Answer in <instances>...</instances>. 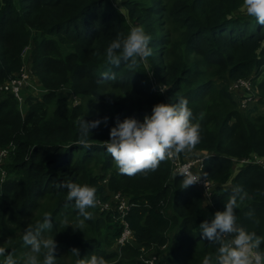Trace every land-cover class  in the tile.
I'll return each instance as SVG.
<instances>
[{"label":"trees","instance_id":"obj_1","mask_svg":"<svg viewBox=\"0 0 264 264\" xmlns=\"http://www.w3.org/2000/svg\"><path fill=\"white\" fill-rule=\"evenodd\" d=\"M241 4L118 0L116 8L110 0H0V85L22 63L35 79L22 91L21 109L0 92V246L18 264L27 247L24 230L42 222L44 213L52 217L43 235H55L56 264L92 255L108 264H143L150 255L154 264H202L218 245L202 238L199 225L224 211L236 186L249 194L235 210L238 226L264 238V26ZM133 26L151 37L152 55L134 69L108 64L110 42ZM238 80L248 81L250 90L237 89L235 96L228 88ZM32 89L40 94L33 97ZM180 98L200 125V142L179 158L202 157L198 174L211 183L208 198L196 185L182 189L168 160L146 176L120 174L103 144L117 120L142 122L154 105ZM83 117L108 118L91 130L87 145L77 142ZM65 182L95 187L98 203L109 209H88L92 219L81 226ZM116 194L127 204L122 217ZM124 225L130 241L115 252Z\"/></svg>","mask_w":264,"mask_h":264},{"label":"clouds","instance_id":"obj_2","mask_svg":"<svg viewBox=\"0 0 264 264\" xmlns=\"http://www.w3.org/2000/svg\"><path fill=\"white\" fill-rule=\"evenodd\" d=\"M241 8L246 16L264 26V0H242ZM150 41L151 37L142 26H133L126 37H118L110 42L106 49V62L116 67L124 62L128 68L134 69L139 63H146L152 55ZM187 105V99L180 98L174 104L154 105L151 115L145 116L142 122L134 118L117 120L110 129L109 140L103 144L118 172L128 177L137 174L146 176L156 171L161 162L192 152L200 142V125L191 122L192 112ZM107 119L86 121L84 117L81 118L78 121V144L87 145L91 130L102 122L107 123ZM206 175L203 174L204 179ZM174 176L181 177L182 189L202 179V175L184 169L174 173ZM61 187L67 189V201L74 202L79 217L83 218L79 220L80 225L92 219V212L88 209L97 206V189L73 182L62 183ZM248 198L249 194L241 186H236L224 204V211H217L210 222L205 220L199 225L202 238L218 245L215 257L206 255L202 264H264V251L260 250L264 238L237 224L235 210ZM246 216L259 223L254 219V212L249 211ZM51 229V214L44 213L42 222L38 221L34 227L30 225L24 230L22 241L29 251L24 253L22 264H56L57 244L53 236L43 235L45 230ZM71 253L79 257L77 249H72ZM40 256H43L42 261ZM0 257H4L3 264H18L14 254L3 246H0ZM76 264H108V261L92 255L88 260L77 259Z\"/></svg>","mask_w":264,"mask_h":264},{"label":"built area","instance_id":"obj_3","mask_svg":"<svg viewBox=\"0 0 264 264\" xmlns=\"http://www.w3.org/2000/svg\"><path fill=\"white\" fill-rule=\"evenodd\" d=\"M28 73L30 74L29 71L24 70L23 68L20 69L16 75L14 76L12 75L10 79H8L7 81H5L0 85V92L8 93L17 102H20L21 92L27 89V87H29L30 85L29 81H31L30 80L31 78L29 77ZM228 89L229 91H234L236 89H243L245 91H249L250 84L248 81L238 80L230 84ZM248 101L249 98L247 97L242 98L239 102V107L242 108L244 104ZM167 160L171 165V171L174 173L178 172L180 169H184L185 171H190L193 174H198L201 169L202 157L200 155L185 160H181L179 156L175 158H169ZM246 163H248L247 160L239 161L238 165H243ZM206 184L207 187H205V179L202 178L201 181L195 185L201 189V192L203 193L204 197L208 198L210 195L211 183L206 179ZM112 200L116 205L115 206L116 210L119 212L120 216L122 217L124 210H126L127 208L126 202L117 194L113 195ZM97 204L99 207H101V209L108 208V203H104V204L97 203ZM129 241H130V232L127 229V227L124 225L121 234L116 240V244L118 246H122L124 243H127ZM141 261L143 264H148V262H150V264H154L155 257L150 255L149 257H146V259L142 258Z\"/></svg>","mask_w":264,"mask_h":264},{"label":"rangeland","instance_id":"obj_4","mask_svg":"<svg viewBox=\"0 0 264 264\" xmlns=\"http://www.w3.org/2000/svg\"><path fill=\"white\" fill-rule=\"evenodd\" d=\"M111 1V3L117 8V6L115 5L116 3H118V0L115 2V0H110ZM119 8V7H118ZM25 52H26V50H23L22 51V53H21V57L23 58V61H25V57H24V54H25ZM24 69V70H27V71H29L30 72V70L28 69V67L26 66V64L25 63H22V66H21V68L20 69ZM18 73V72H17ZM17 73H14L13 74V76L14 75H16ZM29 74V73H28ZM29 77L31 78L30 80L31 81H29V84H30V82H33V84H34V77H33V75L31 74V72H30V74H29ZM230 86V85H229ZM234 92H236L234 95L236 96V95H238L239 94V90H235ZM28 93H30L33 97H37L39 94H40V91H37V89H32V91H30V92H28ZM26 94L27 93H24V92H21V98H20V100H22L25 96H26ZM19 104H18V109H21V103L20 102H18ZM4 154H0V158H2V156H3ZM237 165H238V163H236L235 164V167H237ZM97 208H98V210L99 211H106V210H108L109 209V207L107 208V209H101V207H99V206H97ZM62 223H65V224H69L70 226H72V227H74L76 224H75V222L74 221H67V220H63L62 219ZM53 236V239L54 240H56V238H55V235H52ZM52 236H46V237H52ZM116 248H120V246H118L116 243H115V245H114V247H112V249L115 251V252H117V249ZM27 251H29V248L28 247H25L24 248V251H23V253H25V252H27ZM23 256H24V254H21V253H19L18 254V257H19V259L21 260V261H23ZM148 257V256H147ZM118 259H120V254H118V256L116 257V260L117 261H119Z\"/></svg>","mask_w":264,"mask_h":264}]
</instances>
